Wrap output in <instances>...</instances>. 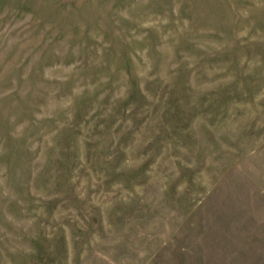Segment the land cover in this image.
<instances>
[{"label": "rangeland", "instance_id": "obj_1", "mask_svg": "<svg viewBox=\"0 0 264 264\" xmlns=\"http://www.w3.org/2000/svg\"><path fill=\"white\" fill-rule=\"evenodd\" d=\"M0 264H264V0H0Z\"/></svg>", "mask_w": 264, "mask_h": 264}]
</instances>
